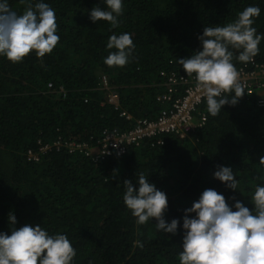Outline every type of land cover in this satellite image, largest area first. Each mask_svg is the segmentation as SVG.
I'll use <instances>...</instances> for the list:
<instances>
[{"label":"trees","instance_id":"obj_1","mask_svg":"<svg viewBox=\"0 0 264 264\" xmlns=\"http://www.w3.org/2000/svg\"><path fill=\"white\" fill-rule=\"evenodd\" d=\"M8 2L17 13L26 7ZM44 2L58 24L53 51L43 58L30 52L19 63L0 57V232L41 225L49 234H66L76 249L73 264H180L182 228L175 235L155 231V218L137 225L123 203V181L138 187V174L147 176L167 196L168 222L182 224L185 209L206 189L222 193L229 206L241 201L251 210L250 197L264 177V101L258 102L264 95L245 93L215 117L201 104L206 122L200 128L184 138L164 135L162 144L144 139L122 156L94 161L68 152L64 143L93 144L105 130L125 131L138 118H156L168 107L158 99L165 89L160 73L186 75L177 60L201 50L203 28L234 22L250 5L261 9L253 27L264 34V0H124L116 28L89 19L93 7L106 8L101 0ZM124 32L132 34L133 56L124 67H109L104 59L114 49L106 48L108 38ZM259 48L254 60L264 66V40ZM233 51L236 68L252 67ZM102 76L118 94V109L104 99ZM176 87L173 98L184 88ZM44 144L49 148L38 161L27 159L28 150ZM218 166L233 170L237 191L213 177Z\"/></svg>","mask_w":264,"mask_h":264},{"label":"clouds","instance_id":"obj_2","mask_svg":"<svg viewBox=\"0 0 264 264\" xmlns=\"http://www.w3.org/2000/svg\"><path fill=\"white\" fill-rule=\"evenodd\" d=\"M21 2L26 7L17 13L10 8L8 0H0V57L12 63L21 62L30 52L43 58L60 40L55 10L49 4L44 0ZM101 2L106 8L93 7L89 19L118 27L124 0ZM260 12L258 6L250 5L234 22L204 27L197 37L201 50L177 60L187 76H194L212 117L221 112L222 106L237 104L245 94L233 63V50L238 51L235 59L241 63H250L259 54L264 34H259L253 25ZM106 48L114 51H109L104 63L109 67H124L135 51L132 34H112ZM260 160L264 164V157ZM213 177L226 188L237 191L238 180L230 167L218 166ZM259 179L261 183L250 197L251 210L241 201L229 206L222 193L206 189L185 209L182 224L175 218L170 222L164 219L167 196L149 183L143 173L136 178L138 187L129 180L123 181V203L137 225L155 218V231L175 235L178 225L182 228L180 264H264V177ZM191 213L195 215L190 218ZM7 218L11 225L16 224L12 213ZM134 243L143 247L140 241ZM75 256L76 249L66 234H49L41 225L12 228L10 234L0 232V264H73Z\"/></svg>","mask_w":264,"mask_h":264},{"label":"built area","instance_id":"obj_3","mask_svg":"<svg viewBox=\"0 0 264 264\" xmlns=\"http://www.w3.org/2000/svg\"><path fill=\"white\" fill-rule=\"evenodd\" d=\"M250 64L252 67L249 69L237 68L240 82L244 86L246 94H253L257 91L258 94L264 95V66L258 64L254 59ZM160 74L164 76L165 89L158 99L167 103L168 107L162 109L156 118H138L133 126L125 131L105 130L93 144L88 142H66L64 146L68 149V152L82 151L92 160L97 161L108 155H125L131 145H139L144 139H152L154 143L162 144L164 135L171 134L184 138L190 132L203 126L206 122V116L198 111V107L201 104H206V101L201 90L197 87L194 76H187V74L177 76L174 73L166 74L163 71ZM178 83L183 84L184 88L180 95L173 98ZM102 85L108 90L104 97L105 101L111 104L114 109H118V94L113 87L108 86L106 76H102ZM263 101V99H259L258 102L261 105ZM120 115L126 119L131 118V115L126 111H121ZM48 148L49 145L44 144L38 148V152L28 150L26 153L27 159L38 161L39 152L42 153Z\"/></svg>","mask_w":264,"mask_h":264}]
</instances>
